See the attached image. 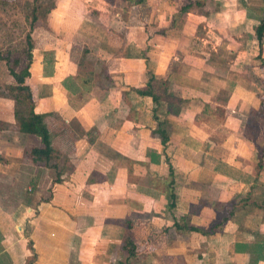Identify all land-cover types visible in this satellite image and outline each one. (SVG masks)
I'll return each instance as SVG.
<instances>
[{
    "label": "crops",
    "instance_id": "crops-1",
    "mask_svg": "<svg viewBox=\"0 0 264 264\" xmlns=\"http://www.w3.org/2000/svg\"><path fill=\"white\" fill-rule=\"evenodd\" d=\"M79 1L34 33L26 78L67 166L52 183L22 158L0 264H264V0Z\"/></svg>",
    "mask_w": 264,
    "mask_h": 264
},
{
    "label": "trees",
    "instance_id": "trees-1",
    "mask_svg": "<svg viewBox=\"0 0 264 264\" xmlns=\"http://www.w3.org/2000/svg\"><path fill=\"white\" fill-rule=\"evenodd\" d=\"M144 1L145 0H127V3L128 5H138ZM10 4L13 5L14 3L8 0H0V10L9 11L13 8ZM55 4L54 0H31L28 6L29 12L24 17L26 29L22 31V35L19 34L18 36L17 31L14 32L13 30L15 26L12 28L9 21L2 20L0 17V33L3 34L4 40L6 41V47L4 49L0 47V60L5 62L7 70L14 81L5 86V90L1 95L14 99V117L18 123L19 131L31 137L32 142L22 149L23 157L30 159L34 165H42L54 169L56 177L53 179L52 183L62 180L61 175L66 169L68 159L59 158L60 154L53 145L51 130L46 122V114L35 112L32 92L29 85L26 83V78L30 76L32 51L35 48L36 38L34 33L38 31L40 26H44L41 21L47 19L48 15L55 8ZM199 5V1H189L180 6L178 12L184 13L192 7ZM261 32H263V24L258 30L259 38ZM136 91L141 95L151 96L156 107L159 96L151 89L150 81L146 89H136ZM3 125L4 122L0 121V131H2ZM161 137L162 140H164L166 136L164 137L161 135ZM263 156L264 148H259V167L261 166ZM170 176L171 178L168 181V209L172 210L177 201V196L173 190L174 180L172 177V169H170ZM173 222L174 228L178 231L203 232L190 224V217L188 214H181L179 216L173 215ZM126 244L128 247L134 246L132 242H127ZM137 254H139V252L131 253V256Z\"/></svg>",
    "mask_w": 264,
    "mask_h": 264
},
{
    "label": "rangeland",
    "instance_id": "rangeland-1",
    "mask_svg": "<svg viewBox=\"0 0 264 264\" xmlns=\"http://www.w3.org/2000/svg\"><path fill=\"white\" fill-rule=\"evenodd\" d=\"M8 1L14 3L13 5L10 4L13 8L7 12L0 10V17L2 20L9 21L12 28L15 26L13 30L14 32L17 31V36L19 34L22 35V31L26 29L24 17L29 12L28 6L31 0ZM54 1L59 4V11L63 12L65 7L62 2L65 3L66 0ZM72 2H74V0H72ZM123 4L124 3H120V6L124 7ZM71 6L80 10V12L85 9V6L79 0L69 5L70 8H72ZM49 16L50 14L47 19L41 21L44 26H40L38 31L45 30L46 27H48ZM38 33L39 32H36L35 34ZM0 47L3 49L6 47V41L1 33ZM13 82V78L9 74L5 62L0 60V121L4 122L3 129L0 131V208L1 211H4V215L6 214L5 216H7L8 213L14 212L16 207L24 200V192H30L29 190L33 188L35 184L30 178L36 170V167H33L28 161L24 162L22 159V149L28 146L32 140L29 135H24L19 131L18 123L14 117V99L1 95L5 90V86ZM38 170L39 169H37V171ZM44 186H48V184ZM47 195L45 194L43 196Z\"/></svg>",
    "mask_w": 264,
    "mask_h": 264
}]
</instances>
